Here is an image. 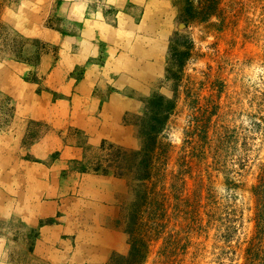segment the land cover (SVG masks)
Returning <instances> with one entry per match:
<instances>
[{
    "label": "rangeland",
    "instance_id": "1",
    "mask_svg": "<svg viewBox=\"0 0 264 264\" xmlns=\"http://www.w3.org/2000/svg\"><path fill=\"white\" fill-rule=\"evenodd\" d=\"M221 1L214 17L187 26L181 12L194 18L203 0H0V264H111L129 253L136 181L78 162L103 144L141 150L139 124L158 95L179 106L165 132L170 170L183 162L196 106L234 141L226 173L195 160L185 200H173L184 212L212 187L225 208L203 232L172 214L182 264L247 262L264 165V0ZM163 245L153 243L146 264H162Z\"/></svg>",
    "mask_w": 264,
    "mask_h": 264
},
{
    "label": "trees",
    "instance_id": "2",
    "mask_svg": "<svg viewBox=\"0 0 264 264\" xmlns=\"http://www.w3.org/2000/svg\"><path fill=\"white\" fill-rule=\"evenodd\" d=\"M186 2L191 3V0H186ZM203 2V9L201 8L194 18H189L190 13L186 10L181 12L182 21L187 26L191 19L201 22L214 17L222 1L203 0ZM177 44L178 39L172 46L173 56L178 51ZM190 54L189 47L184 52V56L189 57ZM15 57L23 58L22 47L15 51ZM178 109L176 100L167 99L163 95L156 96L148 102L147 112L139 124L144 142L141 150L129 151L103 144L100 151L93 154H91V148H86L84 159L78 162L83 170L113 172L120 177L132 178L138 185L136 201L126 229L130 240L129 253L114 257L111 264H146L153 243L160 239L164 240L160 251L161 263L182 264L184 259L180 256L186 254L187 251H181L187 247L182 245L181 234L175 232L174 228H170L172 214L184 213L185 216L182 217L188 222L187 227L198 232L208 230L212 228L214 222L221 221L225 208L218 205L216 192L212 187H209L206 197L202 194L195 195L184 201L186 203L184 212L179 209L178 204H174L173 207L172 205L174 199L185 200L182 197V188L186 185V175L191 172L192 163L195 160L198 161V165L205 163L208 172L211 168L221 169L224 173L228 171L226 156L228 148L233 145V137L229 134V128L226 125L219 122L213 123L216 113L206 109L204 114L197 115L196 106L186 129L183 162L179 164L180 168L177 173L170 170V162L175 150L174 146L166 141L165 132L172 117L178 114ZM198 111L201 114V109ZM212 129H215L214 132H211ZM188 148H190L189 153H187ZM253 194L257 201L258 233L247 249L245 264H264V255L260 263L257 262L261 252H264V247L260 246L264 241V165L261 168L258 184L253 187ZM204 199H208L209 202L203 204ZM171 209H174L173 213L170 212ZM227 215L229 218L226 221H229V224L224 223V225H227L226 236L229 237L231 235V213L228 211ZM206 217L208 218L207 225L204 223Z\"/></svg>",
    "mask_w": 264,
    "mask_h": 264
},
{
    "label": "crops",
    "instance_id": "3",
    "mask_svg": "<svg viewBox=\"0 0 264 264\" xmlns=\"http://www.w3.org/2000/svg\"><path fill=\"white\" fill-rule=\"evenodd\" d=\"M154 2L159 3L161 6H169L171 4V0H150L151 4H154Z\"/></svg>",
    "mask_w": 264,
    "mask_h": 264
}]
</instances>
